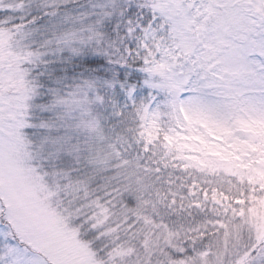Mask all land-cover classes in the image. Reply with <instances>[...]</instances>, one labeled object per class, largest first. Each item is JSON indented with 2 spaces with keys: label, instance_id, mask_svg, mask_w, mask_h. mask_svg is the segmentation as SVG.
Segmentation results:
<instances>
[{
  "label": "snow or ice",
  "instance_id": "obj_1",
  "mask_svg": "<svg viewBox=\"0 0 264 264\" xmlns=\"http://www.w3.org/2000/svg\"><path fill=\"white\" fill-rule=\"evenodd\" d=\"M0 264H264V0H0Z\"/></svg>",
  "mask_w": 264,
  "mask_h": 264
}]
</instances>
